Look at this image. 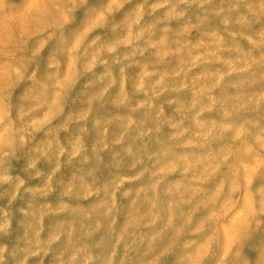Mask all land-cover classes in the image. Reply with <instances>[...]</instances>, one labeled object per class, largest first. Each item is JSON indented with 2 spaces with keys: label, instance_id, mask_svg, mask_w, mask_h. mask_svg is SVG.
Here are the masks:
<instances>
[{
  "label": "rangeland",
  "instance_id": "1",
  "mask_svg": "<svg viewBox=\"0 0 264 264\" xmlns=\"http://www.w3.org/2000/svg\"><path fill=\"white\" fill-rule=\"evenodd\" d=\"M0 264H264V0H0Z\"/></svg>",
  "mask_w": 264,
  "mask_h": 264
}]
</instances>
